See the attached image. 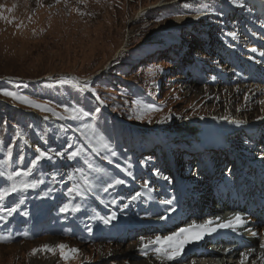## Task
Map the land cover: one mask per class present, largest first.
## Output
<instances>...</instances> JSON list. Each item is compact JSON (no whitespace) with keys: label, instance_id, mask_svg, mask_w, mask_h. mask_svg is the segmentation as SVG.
<instances>
[{"label":"rangeland","instance_id":"obj_1","mask_svg":"<svg viewBox=\"0 0 264 264\" xmlns=\"http://www.w3.org/2000/svg\"><path fill=\"white\" fill-rule=\"evenodd\" d=\"M246 1L256 6L251 0H0V161L10 166L14 151L18 155L21 152V163L36 175L39 164L24 161L46 153L42 159L54 165H48L50 171L55 168L50 179L54 186L61 180V161L55 157L64 159L73 149H63L58 143L68 136L69 146L76 145L75 152H79L81 142L75 137L81 120L88 121L89 129L95 123L109 127L116 122V113L124 120L142 124L135 133L136 140H141L153 128L172 130L181 122L197 119L194 117L205 118L203 114L218 119L249 117V112L250 117L262 115L264 97L252 95L251 102H256L252 107L245 105L248 101L243 103L242 95L240 100L234 99L226 88L193 80L199 63L212 59L215 50L218 61L221 49L240 44L226 34L229 30L236 36V29L248 25L255 12V16L264 14L257 6L253 14L247 13L250 5ZM244 29L249 32L248 27ZM77 77L82 80L79 84ZM78 85L98 93L104 105L101 100L98 108ZM4 92L15 93V97ZM137 110L149 114L138 115ZM43 119L52 123L48 127L40 125ZM188 125L178 130L189 134L192 126ZM46 128H51L57 140L50 139ZM263 134L255 143L249 141L244 150L247 158L256 153L264 158ZM149 138L153 141L155 135ZM243 140L238 135L220 152L226 154H222L225 162L216 173L218 178L229 175V171L242 173L245 162L238 155V147ZM168 148L183 164L182 171L213 153L219 156L218 150L190 151L191 145L181 137L170 139ZM91 155L81 156L88 159V166L84 160L81 166L92 186L103 190L105 172L93 164ZM40 175L43 180V167ZM31 182L28 178L27 183ZM17 198L13 195L12 199ZM35 205L43 207L39 201ZM89 220L88 216L82 219L84 223ZM59 225L61 228H47L35 238L12 234V240L0 239V264H44L49 258L55 264H141L145 260L139 259L134 242L99 241L82 230L80 241L89 243L82 244L76 239L78 229L67 227L65 216ZM6 226L5 222L3 228ZM52 238L54 243L49 244ZM58 245L67 247L60 249ZM194 257L190 254L186 264H214Z\"/></svg>","mask_w":264,"mask_h":264},{"label":"bare ground","instance_id":"obj_2","mask_svg":"<svg viewBox=\"0 0 264 264\" xmlns=\"http://www.w3.org/2000/svg\"><path fill=\"white\" fill-rule=\"evenodd\" d=\"M250 1V0H249ZM254 2V4L259 8V10L260 11H263L264 12V0H251V2ZM250 3V2H249ZM253 4V3H252ZM242 5V4H241ZM239 7V6H238ZM228 12V11H227ZM256 14V12L254 13V15ZM262 22H263V24L261 25V36H262V39H263V41H262V47H264V20H262ZM237 28V27H236ZM237 30V29H236ZM249 33H250V31H249ZM235 36V35H234ZM255 50L257 49V48H254ZM262 50H264V48L262 49ZM259 56H260V58H264V51H262V53H260L259 54ZM252 66H255L254 65V63H252ZM77 79L78 80H76L78 83L79 82H81L82 80H80V78H78L77 77ZM235 88H237V87H235ZM229 91H233V90H230V89H228ZM236 92H238L239 91V88H237L236 90H235ZM253 104H252V107H253V105L256 103V102H252ZM250 104V103H249ZM250 106V105H249ZM255 106V105H254ZM251 112H249V116L251 115L250 114ZM262 115H264V113L262 114ZM260 116V115H259ZM202 117H200L199 119L197 118V119H194V120H189V121H186V122H181V123H179V127L178 128H171L173 131H178V129L179 130H184V127L185 126H187V123H189V125L188 126H192V127H190V130H189V134H193L194 132L196 133V139L197 140H199L200 141V139L202 140V142L203 141H210V140H214V139H217V140H221L220 139V134L221 133H223L224 131H226L227 130V128H229L230 126H234V127H236V126H238L236 123H234L233 122V119L231 120L230 118H231V116L229 117L228 116V118L229 119H227V116H225V117H223V118H211V117H205V118H203V119H201ZM223 119V120H222ZM222 120V121H221ZM229 120V121H228ZM52 122H50V120H45V119H43L42 120V122H41V124L40 125H43V126H45V127H48L49 126V124H51ZM48 125V126H47ZM261 128H262V125H261ZM187 129V128H186ZM51 130V128H46L45 129V132L47 133V134H49V137H50V139L52 140V141H55V140H57V138L54 136V134L52 133V131H50ZM50 132V133H49ZM261 133H263L262 132V129H261V131H260ZM184 134H186V133H184ZM242 135H243V133H242ZM264 135V134H263ZM256 136V135H255ZM255 136H253V137H251L252 139H251V142H253V143H255V140H256V137ZM59 137V136H58ZM187 138V137H186ZM52 143V142H51ZM250 143V142H249ZM56 144H57V142H56ZM257 144V143H256ZM264 144V143H263ZM29 145H31V144H29ZM248 146V145H247ZM246 146V147H247ZM253 146V145H252ZM258 146V145H257ZM260 146V145H259ZM255 147V146H254ZM257 149H258V147H256ZM255 148V149H256ZM252 149H253V147H252ZM259 151V150H258ZM254 153V152H253ZM242 166V165H241ZM212 170H214V169H212ZM220 175V174H219ZM214 183H215V181L213 180V179H208V178H206V181L204 182V187L203 188H205L204 189V195H201V198L199 199V203L197 204V206L199 207L200 206V204L201 205H204L205 204V202H206V197H210V196H212V195H207L208 194V189H210V187L211 186H213L214 185ZM206 195V196H205ZM213 197V196H212ZM222 199V198H221ZM212 201L213 202H215L214 201V198L212 199ZM214 203H210L209 205H208V207L205 209V213H203V216H202V218H209V217H211V215H212V212H213V210H214V208L216 209V206H214L213 205ZM229 212H226V216H229ZM194 218L196 219V220H199L198 218H197V216L196 215H194ZM193 217H191V221L192 222H195V219H194ZM163 227L165 226V225H162ZM201 228H197V229H193L192 230V232H201L202 234H204V233H206V234H212V233H214V232H212V231H214L213 229H211L210 227H207L206 229H201ZM264 231V230H263ZM152 234H154V233H152ZM57 239V238H56ZM209 239H205L204 240V244L202 245L203 247H205V246H207L208 245V247H209ZM250 242H251V238H250V240H249ZM54 242H53V238H52V240L49 242V244H53ZM201 245V244H200ZM136 246V245H135ZM132 247V246H131ZM132 249V248H131ZM134 249L136 250L137 248L136 247H134ZM256 251H262V250H256ZM264 251V250H263ZM234 253H238V250H236ZM190 254H195V256L196 257H194V258H196V259H202V258H207L209 261H212L214 264H218V263H216L215 261H214V257H215V255H217V253L216 252H213V251H211V250H205V251H198V252H191V253H189L188 255H187V257L190 255ZM233 257H235V256H233ZM195 259V260H196ZM252 260L253 261H258L256 258H252ZM44 264H53L54 262H53V258H49L46 262H43ZM193 263L195 264V263H197L196 261H193ZM55 264V263H54ZM141 264H158V263H156L155 261H153V260H144V261H142V263ZM174 264H186V263H174Z\"/></svg>","mask_w":264,"mask_h":264},{"label":"snow or ice","instance_id":"obj_3","mask_svg":"<svg viewBox=\"0 0 264 264\" xmlns=\"http://www.w3.org/2000/svg\"><path fill=\"white\" fill-rule=\"evenodd\" d=\"M4 94L7 96L15 97V93H12V92H4ZM10 155H11V150L9 149V156ZM45 155H46V153L41 152L40 155L37 157V160H39L41 157H43ZM73 155H75V153H73ZM33 163H35V161ZM17 175H19V173H17ZM24 187H34V185L25 184ZM15 190H16V187L14 185L11 188V191H15ZM137 195H139V194H137ZM135 198L136 197H133V199H135ZM233 219L236 223H239V224L244 223V221H243V219L239 213L235 214ZM206 223L210 224L211 221H208ZM231 223H232V221H229L228 224H224L221 226L222 227H228ZM204 227H205V225H196L194 222L188 228H182L178 232H174V233L170 234L169 236H166V237L157 236V237H155L154 241L150 240L149 243H156V244L161 245V247L157 248L156 251L158 253H162L163 255L167 256L168 259H173L180 254V251L182 250V248L184 247V245L186 243H188L190 240H198L201 238L202 233L201 232H192V229L193 228L203 229ZM253 235H255V233H253ZM142 240H143V238H142ZM57 247H59L60 249H65L67 246L66 245H58ZM145 247H146V245H145ZM43 248L48 249V250H52L51 248H49L48 245H44ZM69 251L70 252H76L78 250L77 249H70ZM62 255H65V258H67L66 253H62ZM243 255L244 254H242V256Z\"/></svg>","mask_w":264,"mask_h":264},{"label":"trees","instance_id":"obj_4","mask_svg":"<svg viewBox=\"0 0 264 264\" xmlns=\"http://www.w3.org/2000/svg\"><path fill=\"white\" fill-rule=\"evenodd\" d=\"M88 96V95H87ZM84 124L83 125H85L87 128H88V125H86V122H83Z\"/></svg>","mask_w":264,"mask_h":264}]
</instances>
